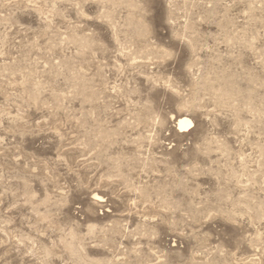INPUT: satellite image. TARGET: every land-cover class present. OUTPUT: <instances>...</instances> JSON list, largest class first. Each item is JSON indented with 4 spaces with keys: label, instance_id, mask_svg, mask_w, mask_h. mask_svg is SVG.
<instances>
[{
    "label": "rangeland",
    "instance_id": "obj_1",
    "mask_svg": "<svg viewBox=\"0 0 264 264\" xmlns=\"http://www.w3.org/2000/svg\"><path fill=\"white\" fill-rule=\"evenodd\" d=\"M0 264H264V0H0Z\"/></svg>",
    "mask_w": 264,
    "mask_h": 264
},
{
    "label": "bare ground",
    "instance_id": "obj_2",
    "mask_svg": "<svg viewBox=\"0 0 264 264\" xmlns=\"http://www.w3.org/2000/svg\"><path fill=\"white\" fill-rule=\"evenodd\" d=\"M188 124H190V123H189V120H187L186 118L179 120V125L186 126Z\"/></svg>",
    "mask_w": 264,
    "mask_h": 264
}]
</instances>
